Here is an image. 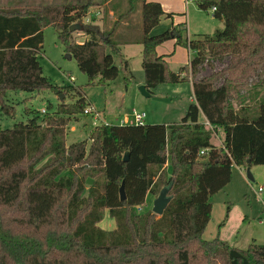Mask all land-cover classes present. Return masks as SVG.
<instances>
[{
    "label": "trees",
    "instance_id": "16d2710c",
    "mask_svg": "<svg viewBox=\"0 0 264 264\" xmlns=\"http://www.w3.org/2000/svg\"><path fill=\"white\" fill-rule=\"evenodd\" d=\"M108 1L0 7V111L15 116L8 91L49 90L58 97L74 90L42 75L38 56L46 27L56 29L89 83L116 79L113 56L122 45L139 44L146 91L190 81L193 101L179 123L102 124L69 145L70 119L86 109L80 94L49 116L31 111L26 122L0 128V264H264V245L239 250L219 236L203 239L210 198L230 182L232 167H264V0H193L199 9L215 8L212 15L224 27L184 41L180 25L150 36L162 17L173 15L158 2L129 0L119 15L139 11L135 41L115 36L113 28L100 31L94 21L82 24ZM74 23L83 27L82 43L70 41ZM170 40L194 54L176 72L155 52ZM210 59L226 64L215 71ZM204 66L210 74L198 77ZM250 83L254 105L233 109L228 88ZM219 129L223 139L214 143ZM165 188L170 201L157 216L146 196ZM105 211L113 230L98 226Z\"/></svg>",
    "mask_w": 264,
    "mask_h": 264
},
{
    "label": "rangeland",
    "instance_id": "374dc122",
    "mask_svg": "<svg viewBox=\"0 0 264 264\" xmlns=\"http://www.w3.org/2000/svg\"><path fill=\"white\" fill-rule=\"evenodd\" d=\"M186 1L165 0L163 3L166 13L173 15L171 18L162 17L158 25L150 32V36L159 35L180 25L179 28H184L181 32L184 41L186 38L194 40L200 35H212L215 31L223 29V22L213 17L212 8L202 10L193 0ZM73 2L75 0H0V7L23 9ZM137 5L139 6V3ZM128 7L129 0L114 2L109 0L108 3L94 9L93 20L91 16H87L82 24L94 21L93 24L100 31L107 32L113 28L115 36L135 41L139 38L137 30L141 25L139 11L133 10L127 17L119 18V15L125 13ZM82 34L81 31L73 32L70 41L82 43L83 38L85 39ZM79 38H82V41ZM141 52L142 47L139 44L120 47L119 55L113 56L114 64L118 68L116 79L103 83L97 81L89 83L87 76L77 67L76 60L73 57L67 58L70 54L66 52L65 45L58 39L56 29L44 28L42 49L38 56L42 75L54 86L72 87L74 90L66 92L62 100L49 90L32 93L8 91L5 96L6 103L14 107L15 116L11 118L0 111V128L11 129L15 123L26 122L32 117L31 111H35L40 118L49 116L55 112L57 105L75 102L79 97L78 94L85 98L86 109L92 113L71 117L69 126L65 130L66 145L87 139L94 126L103 123L120 125L122 121L131 123L133 111L144 113L146 124L179 123L190 103L189 98L192 95L190 83L161 84L149 97H144L139 91V87L144 82ZM155 52L157 55H164L167 68L173 72L186 66L194 57V54L184 46L174 45L173 40L156 46ZM106 53H110L109 48L106 49ZM210 61L215 71L226 64V61L223 63L213 62L211 59ZM124 62L127 63V69ZM208 74L210 69L204 66V70L199 72L198 77ZM252 86L253 84L250 83L246 86L229 87L228 104L233 109L241 105H254ZM43 110L45 113H42ZM221 137V133L217 132L215 139L212 140L214 143H220ZM249 171L252 181L246 179V169L233 166L230 182L210 198L212 208L207 230L203 235L204 240L209 241L219 236L221 240L227 242L229 247L239 250H245L251 242L264 245V224L260 223V218L264 216V167L252 166ZM87 187L88 185L86 189ZM260 188L262 193L258 199L254 191ZM152 198L154 200L156 197L152 196ZM151 200L148 203L150 208H152ZM98 226L105 231L113 230L114 222L108 217L107 211L104 212Z\"/></svg>",
    "mask_w": 264,
    "mask_h": 264
},
{
    "label": "water",
    "instance_id": "95a60500",
    "mask_svg": "<svg viewBox=\"0 0 264 264\" xmlns=\"http://www.w3.org/2000/svg\"><path fill=\"white\" fill-rule=\"evenodd\" d=\"M82 25L78 24V23H74L69 27V32L73 33L76 31H81L82 30ZM67 58H71V55H68ZM139 91L141 93V95H143L144 97H149L150 94L146 91L145 87L142 85L139 87ZM63 95L59 96V100H62ZM128 160V152H126L122 158L123 162H126ZM246 175V179L248 181H252V175L250 174L249 169L246 170L245 172ZM168 193V189L165 188L163 189L159 195L154 199L153 203H152V212L153 214L157 215V216H161L164 209L166 208V206L168 205L169 201H170V197L167 196ZM119 195H120V200L123 201L125 199L124 193H123V185L120 186L119 188Z\"/></svg>",
    "mask_w": 264,
    "mask_h": 264
},
{
    "label": "built area",
    "instance_id": "2783aa9c",
    "mask_svg": "<svg viewBox=\"0 0 264 264\" xmlns=\"http://www.w3.org/2000/svg\"><path fill=\"white\" fill-rule=\"evenodd\" d=\"M186 2H188V0ZM214 11H215V8H212L211 12L213 13ZM42 113H45V111L43 110ZM91 113L92 112L90 110H87V109L84 110V114H91ZM145 118H146V116L144 113H138L136 111H133L132 112V122L130 123V122L122 121L120 123V125L131 124V125H135V126H141V125L145 124ZM105 125H109V124H105ZM261 193H262V188H260L258 191H254V195L258 199H260ZM260 223L264 224V216L260 218Z\"/></svg>",
    "mask_w": 264,
    "mask_h": 264
},
{
    "label": "crops",
    "instance_id": "0c3cea01",
    "mask_svg": "<svg viewBox=\"0 0 264 264\" xmlns=\"http://www.w3.org/2000/svg\"><path fill=\"white\" fill-rule=\"evenodd\" d=\"M146 2H158V3H160V5H161V7L163 8V10H164V12L166 13V11H165V6H164V1L165 0H145ZM167 1V0H166ZM79 39H81V41H82V38H79ZM86 39V38H85ZM84 38H83V41L85 40ZM133 45V44H132ZM123 46H126V45H122L121 47H123ZM141 46V45H140ZM188 83H190V85H191V88H192V84H191V82L190 81H188ZM189 101L191 102V101H193V98H192V95L190 96V98H189ZM238 108H235V110H237ZM218 133H221V135H222V137H221V139H223V132H222V130L221 129H219L218 130ZM219 135V134H218ZM169 170V169H168ZM153 200V198H152V195H150V194H148L147 196H146V203L148 204L149 203V200ZM151 200V202L153 203V201ZM207 226H208V224H207ZM207 226H206V228H205V231H204V233L206 232V230H207ZM204 233H203V235H204Z\"/></svg>",
    "mask_w": 264,
    "mask_h": 264
}]
</instances>
